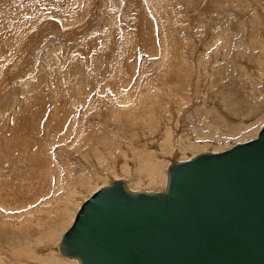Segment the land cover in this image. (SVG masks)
<instances>
[{"label":"rangeland","instance_id":"obj_1","mask_svg":"<svg viewBox=\"0 0 264 264\" xmlns=\"http://www.w3.org/2000/svg\"><path fill=\"white\" fill-rule=\"evenodd\" d=\"M257 2L253 7L249 0H0V218L7 226L16 224L65 195L71 179L90 176L91 184L72 198L75 210L96 185L112 178L101 174L106 168L97 160L107 158L105 167L111 157L120 162L110 153L113 140L123 148L120 140L130 145L143 139L158 150L163 131L158 143L147 139L168 126L169 143L159 149L171 152L172 160L254 136L264 122V80L254 73L264 38L257 6L264 10V0ZM176 42L183 61L193 66L190 93L145 99L148 109L126 120L109 116L119 106L118 91L131 95L149 80L168 78L176 68ZM200 56L214 74L198 77ZM204 91L223 98L225 108L217 110ZM93 135L94 150L81 154ZM170 160L159 159L157 171ZM156 184L147 186L160 188ZM67 217L58 234L70 225ZM6 237L0 247L7 246ZM0 250V262L7 257L11 264H29Z\"/></svg>","mask_w":264,"mask_h":264},{"label":"water","instance_id":"obj_2","mask_svg":"<svg viewBox=\"0 0 264 264\" xmlns=\"http://www.w3.org/2000/svg\"><path fill=\"white\" fill-rule=\"evenodd\" d=\"M59 249L78 264H264V123L254 136L170 160L162 188L102 185Z\"/></svg>","mask_w":264,"mask_h":264},{"label":"bare ground","instance_id":"obj_3","mask_svg":"<svg viewBox=\"0 0 264 264\" xmlns=\"http://www.w3.org/2000/svg\"><path fill=\"white\" fill-rule=\"evenodd\" d=\"M258 1H260V0H258ZM254 2L256 5L258 4L257 0H254ZM249 3L251 5H253V7H254L255 4H253L251 0H249ZM257 7H258L257 10L260 11V15H262V18H260L259 20L261 23V27H263L259 31L258 34L260 35V37H262V36L264 37V10H262L263 8L260 9L259 5ZM253 23L255 24V26L253 28H256V26H257V30H259L258 19H257V21L255 19L253 21ZM253 30H255V29H253ZM255 33H256V31H255ZM254 34H252L251 37L254 38L255 37ZM216 37H217V39H219L220 36H216ZM190 38H192L191 35H190ZM220 39L222 40L221 37H220ZM176 43L178 44V42H176ZM260 43H261L260 54L257 56L258 66L256 67L257 70H255L254 73L259 78L264 80V38H262V42H260ZM191 50H193V49H191ZM240 51L242 53L246 52V50L243 48V46H241ZM236 54H238V53H236ZM228 57H229L228 59L231 58L230 56H228ZM228 59L226 58V60H228ZM203 60L205 63H202ZM206 60L207 59H205L203 56H200L198 58L199 68L203 69V70H199V75H198L199 78L201 76H203V74L204 75L206 74V76H208L210 74L215 73L216 69H214L213 66L211 67V69H209L208 64H207L208 60L207 61ZM174 63L176 65L175 66L176 68L170 71L168 78L165 79V81H162V83H157V81L153 79V80H149V82L148 81L145 82L144 85L142 84L143 86H141L142 88L141 87L140 88L143 89V91H142L143 94H140V88H138L135 91V93L134 94L132 93L131 95L121 94L120 91H118L119 94L116 96V102L119 104V106L112 108V111L109 113V116H114V115L123 116L124 119L126 120V119H129L128 117L135 116L139 111L148 109V106L144 102L145 99H147L146 102L150 101L153 103L157 99V97H159V96H162L163 100H169L170 96L176 97L179 94L180 95L189 94L190 93L189 80L191 78L190 75H191V69L193 68V66H192V64H189L188 62L186 63L185 61H183V57H182V53L180 51L179 44L176 47ZM180 67H181V69H180ZM217 68H220V67H217ZM244 74H246V73H244ZM217 75H218V78H221V76H219V74H217ZM246 81H248L249 83H252L251 79H248V80L246 79ZM249 91H251V90H249ZM205 93H206L205 98H211V101L214 105L218 104L219 109H217V110H220V106L225 108V102L226 101H224L223 98H220V99L215 98L210 93H208V91ZM261 93H263V92H261ZM261 93H259V94L261 95ZM250 97H252V96L250 95ZM157 102L158 101H156V103ZM237 104L242 105L243 102H241L239 100V101H237ZM246 105H247V103H246ZM7 107H9V106H7ZM7 109L8 108L1 105L2 111L7 110ZM58 109H60V108H58ZM54 110H55V112H57L56 109H54ZM159 110L162 111L161 108ZM147 113H148V111H147ZM233 114H235V113H233ZM160 115H161V113L159 114V116ZM246 116H247V118H249L250 114L249 115L246 114ZM240 117H242V113H240ZM163 128H164V130H163ZM168 129H171V128L167 126L165 129V127L163 126V127H161V130L158 132L159 134L156 132V134H154L152 138L147 139V143H149V144H150V142H153V141L157 142L159 139V136L161 138L160 134L163 131L162 134H163L164 138L161 139L159 146L157 148L159 151L155 150V148L152 149L151 147H149L150 145L148 146V145L144 144L142 142L143 139L142 140L138 139V141H136L134 138L133 140L129 141L132 144V146H131V144L129 145L125 142L123 143V140H120V142H122L123 148H121L120 146L118 147L116 142L114 143V140H113L112 147L110 149V153L114 152L115 156H116V154L118 155V156H116L117 159L121 158V160L119 162L120 164L119 163L116 164L113 161L112 157L110 159L113 163H109L107 165L108 167H105L106 162L108 161L107 158L104 159L103 157H98V160H97L101 163V165H103L104 169L106 168L105 171L101 174H104V176L111 174L110 176L112 178L109 179L107 183L111 182L114 179H123L126 182V184L133 189H151L152 187H148L147 185L152 186V185H154V183H157V184L159 183L160 188L164 187L165 181H166L167 165H165L163 170H160V172H158L157 166L158 165L160 166V164L158 163L159 159L160 160H163V159H165V160L169 159L170 160L171 158H175L174 156L170 157L171 152H169V151L166 152V150H164V148L159 149L160 146L163 147V145H162L163 142L169 143V141H167V138H170L171 134H169ZM178 135H179V133H178ZM146 138H148V137H146ZM180 139H181V137H180ZM94 140H97V135H93V138H91V140H89L88 143L84 142L86 144H83V146L84 145H86V146H84V148L81 150V154L88 153L89 150L90 151L94 150L93 146L91 149L89 147V144ZM144 141H146V140H144ZM170 142L171 143L169 146H171L173 144V141H170ZM106 153H107V151H106ZM162 153H164V154L162 155ZM131 162H132V165L130 164ZM159 166H158V168H159ZM126 173H127V175L130 174L128 177H131V178L125 179L124 175ZM100 177H102V176H100ZM68 178H70V177H68ZM91 182H92V180H91L90 176H84V178H83V175H82L81 179H71L69 182L70 188L65 195H63L62 197H60L57 200H53L49 205L45 206L44 208L42 207L43 209L37 210L35 215H32L34 213L28 212V215L26 217L23 216L22 218L20 217V219L18 217L17 219H19V220H18V222H16V224H11L10 226H7L8 221L6 222V220H3L0 218V224H1L0 225V234L2 233L4 235V237L7 236L6 242L8 243L7 246L0 247V248L5 249L8 253L11 254V256L13 255L12 257L16 258L17 261L18 260L19 261L24 260V261L28 262L29 264H37V263L38 264H57L55 260L59 259V257L56 256V254H54L57 252L54 249H56V248H57V250L59 249V238L63 232V231H61L58 234V231H59L61 225L63 224V222L66 221L65 219L69 218L67 216H71V222H72L77 209L81 205V204H78V206L76 207L75 210H71V207H70L71 201H72L73 196L75 194H77L78 188L81 187V190H82V188H85L87 185L91 184ZM105 184H106V182H105ZM142 185H144L146 187H143ZM101 186L96 185L90 191L88 196L93 191L97 190ZM135 186H137V187H135ZM155 189H157V188H155ZM79 192H81V191H79ZM86 197L83 199V201L86 199ZM3 199H1V200L3 201ZM8 200H9V198H8ZM1 202H0V205L3 203V202L2 203ZM34 209L32 211H34ZM69 210L72 213H69ZM29 214H31V215H29ZM65 216H66V218H65ZM63 218H65V219L63 220ZM56 234H58V235H56ZM1 237L4 239L3 236H1ZM47 239H48V241H47ZM3 241H5V239ZM52 249H53L54 253L51 252ZM50 252L53 254H51ZM59 252H60L61 256L65 257L66 260L65 259H59L58 264H76V263L78 264L77 259L71 258V257H68V256L62 254L60 249H59ZM49 253H50V255H49ZM0 255H1V250H0ZM1 257H3V256H1ZM22 258H26V259H22ZM34 260H36V261H34ZM37 260H39V261L37 262ZM61 260H63V261H61ZM5 261H6V263H5ZM0 264H11V263L6 257L4 259V263L0 262Z\"/></svg>","mask_w":264,"mask_h":264}]
</instances>
